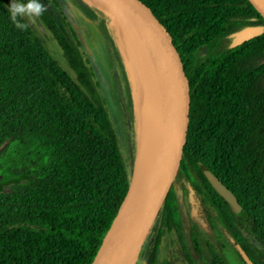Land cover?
<instances>
[{
  "label": "trees",
  "instance_id": "trees-1",
  "mask_svg": "<svg viewBox=\"0 0 264 264\" xmlns=\"http://www.w3.org/2000/svg\"><path fill=\"white\" fill-rule=\"evenodd\" d=\"M148 1L174 29L192 93L187 143L160 217L178 181L192 182L215 208L219 194L206 176L212 172L235 193L255 230L258 244L240 243L239 259L264 264V32L231 46L234 33L264 26V18L249 0ZM40 2L39 16L64 63L25 16L18 20L26 27L17 28L11 0H0V174L11 177L0 184V264H91L133 168L61 3ZM208 216L213 223L214 212ZM207 244L199 257L191 255L192 264H220L213 242ZM140 256L153 263L151 236Z\"/></svg>",
  "mask_w": 264,
  "mask_h": 264
},
{
  "label": "water",
  "instance_id": "water-1",
  "mask_svg": "<svg viewBox=\"0 0 264 264\" xmlns=\"http://www.w3.org/2000/svg\"><path fill=\"white\" fill-rule=\"evenodd\" d=\"M119 23H128L150 43L157 83L151 127L142 139L128 192L91 264H136L178 173L187 143L192 103L187 62L174 29L148 0H84ZM264 18V0H249ZM114 20V21H115ZM115 21V23H116ZM117 24V23H116ZM264 26L233 34L232 47L260 36ZM212 187L237 215L245 211L219 177L207 172ZM11 177L0 174V184ZM248 264L253 261L245 256Z\"/></svg>",
  "mask_w": 264,
  "mask_h": 264
},
{
  "label": "flooded vegetation",
  "instance_id": "flooded-vegetation-1",
  "mask_svg": "<svg viewBox=\"0 0 264 264\" xmlns=\"http://www.w3.org/2000/svg\"><path fill=\"white\" fill-rule=\"evenodd\" d=\"M177 184L181 186L174 189L176 195L171 197L172 204L164 217L161 218L160 213L150 233L154 256L152 264H192L191 255L193 259L199 257L210 244H207L208 240L213 242L220 264H248L246 258L244 262L239 259L240 243L246 248L250 244H258V241L251 218L248 214L246 216L242 203L238 200L245 211L240 216L216 190L219 197H215L214 208L196 195L192 182L178 181ZM209 212L215 214L213 223L209 220Z\"/></svg>",
  "mask_w": 264,
  "mask_h": 264
},
{
  "label": "rangeland",
  "instance_id": "rangeland-1",
  "mask_svg": "<svg viewBox=\"0 0 264 264\" xmlns=\"http://www.w3.org/2000/svg\"><path fill=\"white\" fill-rule=\"evenodd\" d=\"M80 41L81 52L89 58L101 83L108 106L119 132L128 168L134 169L139 152L138 111L133 83L125 61L121 23L103 17L99 11H85L74 0H59ZM47 48L64 63L61 50L40 16H25ZM132 156H135L132 165ZM133 172V171H132ZM132 175V174H131ZM139 257L136 264H145Z\"/></svg>",
  "mask_w": 264,
  "mask_h": 264
},
{
  "label": "bare ground",
  "instance_id": "bare-ground-1",
  "mask_svg": "<svg viewBox=\"0 0 264 264\" xmlns=\"http://www.w3.org/2000/svg\"><path fill=\"white\" fill-rule=\"evenodd\" d=\"M126 36L122 38L125 61L133 83L138 111L139 138L148 133L156 99V76L150 43L139 33L131 30L129 24L121 23Z\"/></svg>",
  "mask_w": 264,
  "mask_h": 264
},
{
  "label": "clouds",
  "instance_id": "clouds-1",
  "mask_svg": "<svg viewBox=\"0 0 264 264\" xmlns=\"http://www.w3.org/2000/svg\"><path fill=\"white\" fill-rule=\"evenodd\" d=\"M10 19L19 29L26 27L25 24L19 22L18 18L30 15L39 16L44 11L40 0H11L9 5Z\"/></svg>",
  "mask_w": 264,
  "mask_h": 264
}]
</instances>
